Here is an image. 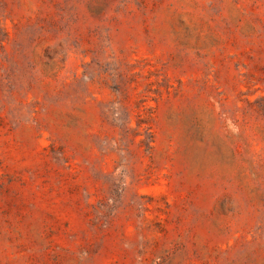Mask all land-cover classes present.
I'll return each instance as SVG.
<instances>
[{
    "label": "rangeland",
    "instance_id": "374dc122",
    "mask_svg": "<svg viewBox=\"0 0 264 264\" xmlns=\"http://www.w3.org/2000/svg\"><path fill=\"white\" fill-rule=\"evenodd\" d=\"M0 264H264V0H0Z\"/></svg>",
    "mask_w": 264,
    "mask_h": 264
}]
</instances>
